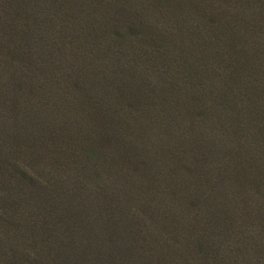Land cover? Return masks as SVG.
I'll list each match as a JSON object with an SVG mask.
<instances>
[{"label":"rangeland","instance_id":"1","mask_svg":"<svg viewBox=\"0 0 264 264\" xmlns=\"http://www.w3.org/2000/svg\"><path fill=\"white\" fill-rule=\"evenodd\" d=\"M46 1L0 11V264H264V0Z\"/></svg>","mask_w":264,"mask_h":264},{"label":"trees","instance_id":"2","mask_svg":"<svg viewBox=\"0 0 264 264\" xmlns=\"http://www.w3.org/2000/svg\"><path fill=\"white\" fill-rule=\"evenodd\" d=\"M46 2V3H45ZM106 4H111L113 3L114 7L119 6L120 8H129L131 7L129 4H127L126 2H129V0L125 1H118V2H114L113 0H106L105 1ZM45 3V4H44ZM130 3V2H129ZM44 5H50L53 7V3L49 4L46 0H44L42 2V0H0V11H5L6 13H11L12 11H16L19 15L23 14L24 12H28V11H35L38 9H41L44 7ZM106 10V9H103ZM118 13V12H117ZM119 15V13H118ZM119 19H116L115 22H121L120 24H118V26H121V24H124V22L121 20L122 19V15H119ZM29 22V21H28ZM6 26H9V23L6 24ZM4 33H6V31H4ZM24 33V32H23ZM7 35H13V34H8ZM24 37V34H23ZM18 55H24L25 52L21 49H18L17 52ZM96 257V256H95ZM38 258H35V260L37 261ZM51 260V259H50ZM97 260V258H95V261ZM54 263V261H53ZM92 264H99V263H92Z\"/></svg>","mask_w":264,"mask_h":264}]
</instances>
